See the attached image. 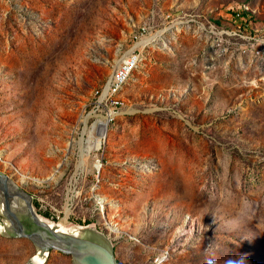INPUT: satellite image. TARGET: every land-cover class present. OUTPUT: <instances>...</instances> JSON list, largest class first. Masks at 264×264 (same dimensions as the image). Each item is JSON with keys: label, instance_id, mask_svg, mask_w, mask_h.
I'll list each match as a JSON object with an SVG mask.
<instances>
[{"label": "rangeland", "instance_id": "1", "mask_svg": "<svg viewBox=\"0 0 264 264\" xmlns=\"http://www.w3.org/2000/svg\"><path fill=\"white\" fill-rule=\"evenodd\" d=\"M263 38L264 0H0V170L49 222L105 232L119 264H264ZM35 255L0 232V264Z\"/></svg>", "mask_w": 264, "mask_h": 264}, {"label": "water", "instance_id": "2", "mask_svg": "<svg viewBox=\"0 0 264 264\" xmlns=\"http://www.w3.org/2000/svg\"><path fill=\"white\" fill-rule=\"evenodd\" d=\"M0 219V232L30 240L41 264L54 251L71 256L73 264H119L113 240L105 232L93 224L67 227L49 222L38 213L34 196L1 170Z\"/></svg>", "mask_w": 264, "mask_h": 264}, {"label": "bare ground", "instance_id": "3", "mask_svg": "<svg viewBox=\"0 0 264 264\" xmlns=\"http://www.w3.org/2000/svg\"><path fill=\"white\" fill-rule=\"evenodd\" d=\"M243 8V7H242ZM241 8V9H242ZM246 10H243L242 11V14H244V16L245 15H251V13L253 12V11H255V9H252L251 7H249V8H245ZM240 10V9H239ZM247 39H248V41H255V39H252L251 37L249 38V37H247ZM257 41H259L258 39H257ZM136 64H137V59L136 58H134L133 59V61H132V63L129 65V67L127 68V69H125L124 70V76H123V78L120 80V83L121 84H124L125 83V81L128 79V77H129V75H130V73L132 72V70L135 68V66H136ZM111 84V83H110ZM118 85V84H117ZM116 88H117V86H116ZM112 116H114V115H110L109 117H107V118H99L100 120L95 124V126L92 128V129H89L87 126H88V120H90L89 119V117H88V119H83L82 120V122L80 123V125H86V127H85V130H84V133H83V138H84V135L86 136V134H88V136H89V139L87 140V143H92V140H95L96 139V135L98 136L97 137V139H102V138H104V137H106V132H105V129H106V127H107V125H108V122L109 121H111V117ZM106 120V121H105ZM82 141V140H81ZM82 142H84V140L82 141ZM85 144V143H84ZM84 144H81L82 146H84ZM73 146V143H71L70 144V147H72ZM95 147L94 146H92V145H89V147H88V150H86L84 147H82V151H81V153H83V156H85L86 154V156H88V154H89V152L91 151V150H93ZM86 151H87V153H86ZM0 160L1 161H3L2 160V156L0 155ZM101 166L102 165H100V164H97V166H96V168H101ZM27 177H29L28 175H26ZM55 176H53V177H51V178H49V179H46V180H39V182L42 184V183H45V182H49V181H51V180H53V179H55L54 178ZM24 178H26V177H24ZM33 180H35V178H32ZM36 181V180H35ZM98 201L101 203V204H103L104 202H103V199L102 198H98ZM104 205V204H103ZM104 209H105V207H104ZM113 229V228H112ZM113 231L114 232H116L117 233V230H114L113 229ZM33 262L35 263V264H41V261H39L37 258H33Z\"/></svg>", "mask_w": 264, "mask_h": 264}, {"label": "built area", "instance_id": "4", "mask_svg": "<svg viewBox=\"0 0 264 264\" xmlns=\"http://www.w3.org/2000/svg\"><path fill=\"white\" fill-rule=\"evenodd\" d=\"M233 18L236 20V21H241L242 23H245V24H249V20H246V18L244 17V14H242V11L239 10V9H236L234 12H233ZM214 27V26H213ZM215 28V27H214ZM217 33L218 30L216 29ZM143 32H148V29L147 28H143ZM218 35L220 36H223L224 34L219 33ZM243 39L246 40V37H243ZM260 40V39H259ZM247 42H249V44H244L243 47H250V43L251 41H248L246 40ZM258 42V41H257ZM262 42H264V38L262 39ZM255 48V47H254ZM138 53L136 51H133L131 54H128L127 56H125L123 59H122V64H121V67L119 68L116 76L114 77V82L112 84H109V87L107 88V90L103 93L105 98H106V101L107 103L111 106L112 110H109L108 111V116L110 115H118L119 114V108H117L115 106V104L111 101V92H112V89H115L118 82L123 78L124 76V70L127 69L129 67V65L132 63L134 57L137 55ZM258 55H263V49L262 50H258ZM102 94V95H103ZM112 116L111 117V120L112 118L114 117Z\"/></svg>", "mask_w": 264, "mask_h": 264}, {"label": "clouds", "instance_id": "5", "mask_svg": "<svg viewBox=\"0 0 264 264\" xmlns=\"http://www.w3.org/2000/svg\"><path fill=\"white\" fill-rule=\"evenodd\" d=\"M229 264H243V258H240L239 260L236 261H229Z\"/></svg>", "mask_w": 264, "mask_h": 264}, {"label": "trees", "instance_id": "6", "mask_svg": "<svg viewBox=\"0 0 264 264\" xmlns=\"http://www.w3.org/2000/svg\"><path fill=\"white\" fill-rule=\"evenodd\" d=\"M35 205L38 206V203L36 202Z\"/></svg>", "mask_w": 264, "mask_h": 264}]
</instances>
